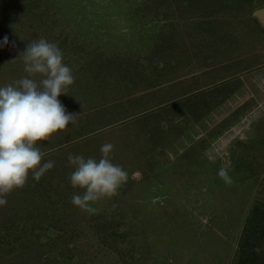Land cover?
I'll list each match as a JSON object with an SVG mask.
<instances>
[{"label":"rangeland","instance_id":"374dc122","mask_svg":"<svg viewBox=\"0 0 264 264\" xmlns=\"http://www.w3.org/2000/svg\"><path fill=\"white\" fill-rule=\"evenodd\" d=\"M262 6L0 0V87L27 76L19 54L44 38L75 77L58 100L79 113L37 142L42 163L54 162L39 196L24 186L0 206L5 232L14 210L37 206L31 220L55 223L65 259L37 227L12 249L0 243V264H237L246 217L264 227V26L252 14ZM105 143L129 178L89 213L71 202L84 190L70 183L68 156L99 161Z\"/></svg>","mask_w":264,"mask_h":264},{"label":"clouds","instance_id":"9594fccd","mask_svg":"<svg viewBox=\"0 0 264 264\" xmlns=\"http://www.w3.org/2000/svg\"><path fill=\"white\" fill-rule=\"evenodd\" d=\"M3 44H8L7 36ZM21 57L27 76L0 87V206L6 205L8 194L25 186L30 170L38 182L54 167L51 160L42 163L47 154L36 146L37 142L47 141L70 123H77L79 116L67 112L58 100L61 94L68 95L75 77L62 62L57 44L44 38L31 41L19 54ZM113 148L111 143L103 144L99 161L69 154V165L74 166L70 183L84 190L83 194L73 195L74 206L94 213L90 202L114 197L127 182L128 172L111 161ZM219 175L231 183L225 170Z\"/></svg>","mask_w":264,"mask_h":264},{"label":"trees","instance_id":"16d2710c","mask_svg":"<svg viewBox=\"0 0 264 264\" xmlns=\"http://www.w3.org/2000/svg\"><path fill=\"white\" fill-rule=\"evenodd\" d=\"M249 1L252 7L264 4V0ZM27 180L29 181V183H26L24 188H27L28 194L33 197L39 196L41 190H39L36 185H34L37 183V181L34 180L32 175L30 174L28 175ZM33 206L34 207H29L28 209H26L27 211L25 213H23V211L20 212L18 210H14L12 212V214L8 217V220L10 221L9 226H11L14 230L11 232L0 231V243L11 244L10 248L12 249L13 247H15V242H18L21 238L25 236H29L26 235L25 232H33L35 228L40 227L42 230H45V232H43V235L41 236V238H43L42 243L45 245H49L48 249L50 251L51 249H55V258H57L56 255H58L59 261L64 260L67 253L64 248L57 246V238L59 235L55 231L57 230L55 223H53L51 220L45 221L44 224L31 220L33 218L29 215L32 214V210L37 209V206ZM255 207H257V205L254 206V208ZM256 216L254 214V216L252 217H250V215L246 217L247 224H244L242 230V237L239 241V257L237 260V264H264V227H261L262 224H259V218L256 220ZM250 222L251 224L249 225ZM253 222H256V224H253ZM249 227L253 228V232L248 233ZM251 238H254L252 239V243L250 242ZM53 256H50L49 254L47 259L54 258ZM70 257H72V260H74L72 264H80L77 259H74L75 256H68L69 259H71Z\"/></svg>","mask_w":264,"mask_h":264},{"label":"water","instance_id":"95a60500","mask_svg":"<svg viewBox=\"0 0 264 264\" xmlns=\"http://www.w3.org/2000/svg\"><path fill=\"white\" fill-rule=\"evenodd\" d=\"M252 14L264 26V6L255 9Z\"/></svg>","mask_w":264,"mask_h":264}]
</instances>
